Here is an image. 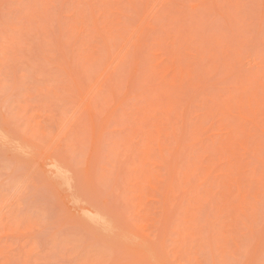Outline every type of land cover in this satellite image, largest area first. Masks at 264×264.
I'll return each mask as SVG.
<instances>
[{"label":"rangeland","instance_id":"374dc122","mask_svg":"<svg viewBox=\"0 0 264 264\" xmlns=\"http://www.w3.org/2000/svg\"><path fill=\"white\" fill-rule=\"evenodd\" d=\"M0 264H264V0H0Z\"/></svg>","mask_w":264,"mask_h":264},{"label":"bare ground","instance_id":"6f19581e","mask_svg":"<svg viewBox=\"0 0 264 264\" xmlns=\"http://www.w3.org/2000/svg\"><path fill=\"white\" fill-rule=\"evenodd\" d=\"M90 217H91V218H89V217L87 218V219H89V221H93V222L97 221V223H98L100 226H102V228L105 229L106 231H108V230L111 229V228H110V224H111V223H109L111 220H110V221H107V220H105V219H102V220H101L100 218L96 220L97 217H96V218H95L94 216H90ZM93 217H94V218H93ZM87 219H86V220H87ZM87 221H88V220H87ZM87 223H88V222H87ZM95 223H96V222H95ZM111 226H112V225H111ZM113 230H114V229H113ZM113 230H111V231H113Z\"/></svg>","mask_w":264,"mask_h":264}]
</instances>
